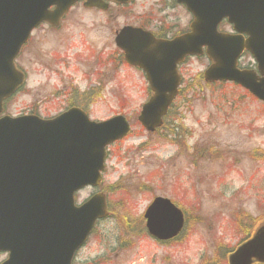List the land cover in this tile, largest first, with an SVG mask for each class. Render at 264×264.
Returning a JSON list of instances; mask_svg holds the SVG:
<instances>
[{
	"label": "rangeland",
	"instance_id": "1",
	"mask_svg": "<svg viewBox=\"0 0 264 264\" xmlns=\"http://www.w3.org/2000/svg\"><path fill=\"white\" fill-rule=\"evenodd\" d=\"M170 4L167 0H136L127 8L111 6L109 21L104 15L77 8L71 22L60 32L48 34L45 41L36 32L18 59L28 81L6 104L4 114L22 116L38 107L41 117L50 118L64 110L65 105L53 98L46 106L38 103L69 85L54 75L55 64L48 63L47 70L40 63L66 51V33H74L76 40L84 34L87 42H96V50L115 56V32L127 24L156 20L181 30L191 22L184 8L172 10ZM224 31L231 30L225 27ZM252 62L245 56L241 66L249 67ZM207 67L202 57L191 58L183 68L184 84L196 86L184 93L186 98L178 99L174 109L182 129L191 132L186 147L173 145L164 137L166 131L149 134L138 123L150 97L144 75L125 66L109 68L104 101L90 108L91 120L124 115L133 132L112 149L107 162L101 190L108 195L110 216L98 224L74 264H228L229 252L264 226V104L247 98L242 90L230 95L233 87L227 86L229 92L223 91L229 97L224 110H219L213 101L214 90L197 86L204 85L199 75ZM74 68L67 71L68 77L86 76V66L78 74ZM255 151L261 153L258 160L251 158ZM93 193L92 189L81 191L78 203ZM156 197L177 202L188 218L185 232L170 243H158L145 232L144 213ZM246 216L256 223L250 225ZM5 259L0 254V264Z\"/></svg>",
	"mask_w": 264,
	"mask_h": 264
},
{
	"label": "water",
	"instance_id": "2",
	"mask_svg": "<svg viewBox=\"0 0 264 264\" xmlns=\"http://www.w3.org/2000/svg\"><path fill=\"white\" fill-rule=\"evenodd\" d=\"M81 1L87 8L107 10V2L133 0H0V115L4 102L24 83L15 59L31 33L43 23L57 27ZM176 1L194 17L189 34L157 41L149 32L127 27L116 38L128 64L144 71L154 92L139 116L142 126L155 132L163 125L178 95V64L187 56L204 55L203 48L213 63L204 75L207 83L235 82L264 102V0ZM225 19L237 35L218 32ZM245 51L255 59L259 76L238 69ZM130 133L125 117L96 123L77 109L53 120L0 118V253H8L3 264L73 263L97 221L108 216L105 195L78 207L75 194L101 185L107 146ZM145 218L149 234L161 241L177 237L185 225L183 212L163 198L154 200ZM255 261L264 262V227L229 264Z\"/></svg>",
	"mask_w": 264,
	"mask_h": 264
},
{
	"label": "flooded vegetation",
	"instance_id": "3",
	"mask_svg": "<svg viewBox=\"0 0 264 264\" xmlns=\"http://www.w3.org/2000/svg\"><path fill=\"white\" fill-rule=\"evenodd\" d=\"M170 5V8L173 10L175 7V3L173 0H167ZM81 9L85 12H91L93 14H100L108 17L109 21V12L101 11L98 9H86L84 6H78L75 9L70 10L61 20L58 28H52L48 24H43L40 28H38L35 32H39L40 37L45 38L48 34H53L55 32H60L66 27V24L71 22L70 19L76 14V9ZM169 8V7H168ZM132 26L135 28H142L144 30L152 32L157 39L166 40L169 38H174L179 34H183L185 32L183 26L181 30L175 31L164 23H159V21L154 22H136L127 24L124 27ZM123 27V28H124ZM115 32V36L117 32ZM78 40L74 36V33H66L65 34V42L68 43L66 51L62 53H58L55 57H51L48 59H41L40 63L45 64V69H50V64H55L54 75L57 76L59 81H66L69 85L64 86L60 90H56L52 97H46L42 99L38 105L46 106V104L53 102L51 99H55L57 102L63 103L64 108H78L83 110L90 116V108L94 107L98 102L104 101V93L108 88L110 77H109V68H110V56L109 53L102 49H95L93 44L96 42H87L86 36L84 34L78 35ZM92 39L95 38L93 32L91 33ZM106 40L107 37L105 36ZM33 40V37H32ZM32 42V41H31ZM31 44V43H30ZM67 44V45H68ZM122 55V54H121ZM124 59V58H123ZM50 63V64H48ZM86 66L88 71L86 72V76L82 79H76L75 77H68L67 71L70 67H75L73 70L76 74L80 71V67ZM184 65L179 67L180 72H183ZM24 72V71H23ZM25 73V72H24ZM27 73V72H26ZM25 73V74H26ZM26 80L28 81V75L26 74ZM26 81V82H27ZM87 84V85H86ZM70 108V109H71ZM34 109H38L35 107ZM37 113V112H36ZM33 111H30L29 114H36Z\"/></svg>",
	"mask_w": 264,
	"mask_h": 264
},
{
	"label": "trees",
	"instance_id": "4",
	"mask_svg": "<svg viewBox=\"0 0 264 264\" xmlns=\"http://www.w3.org/2000/svg\"><path fill=\"white\" fill-rule=\"evenodd\" d=\"M200 80H201V76H200ZM201 82V81H200ZM199 84V83H198ZM225 85H220V87H224ZM223 89L224 88H222L221 90H220V92H219V94H218V97L216 96V97H214V102H215V104H216V106L217 107H219L222 111L224 110L223 108H224V105L227 103V101H226V99L228 98V96L227 95H225L224 94V92H225V90L223 91ZM226 91H228L227 89H226ZM229 92V91H228ZM229 93H232V92H229ZM242 100H244L243 98L241 99H239V100H237L238 102H240V101H242ZM232 106L233 107H235V103H233L232 104ZM179 122H181V121H179ZM182 124H180V123H178L177 125H173L172 126V124H170L169 125V128H168V131H169V134H173V133H176V141H178V139L179 138H181L183 135H182V133L181 134H179L178 133V130L179 129H182V126H181ZM183 133H186V132H183ZM167 137V136H166ZM176 143H178V142H176ZM178 144H180V143H178ZM250 216H246V218H247V220H248V223L250 224V225H253V222L254 223H256V220H253L252 218V220L249 218ZM231 252H229V254H230Z\"/></svg>",
	"mask_w": 264,
	"mask_h": 264
}]
</instances>
